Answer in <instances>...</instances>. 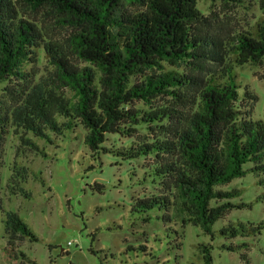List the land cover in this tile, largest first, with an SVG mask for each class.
<instances>
[{"label":"trees","instance_id":"1","mask_svg":"<svg viewBox=\"0 0 264 264\" xmlns=\"http://www.w3.org/2000/svg\"><path fill=\"white\" fill-rule=\"evenodd\" d=\"M201 1L212 3L208 14ZM250 5L260 20L228 31L224 19ZM47 12L70 31L63 42L32 16ZM38 51L54 71L35 81L25 65ZM263 60L264 0H0V141L14 134L39 151L29 133L44 139L82 127L89 148L107 153L115 149L105 143L118 134L128 145L116 153L143 158V167L147 159L157 177L136 205L164 211L166 220L177 211L183 225L212 235L231 210L252 206L229 201L240 189L221 187L264 171V122L252 119L258 96L237 71ZM4 156L0 142V186ZM15 171L3 189L29 198L27 168ZM4 230L9 257H24L21 242L38 240L16 211L6 212ZM220 233L239 232L226 225ZM201 250L212 264V245Z\"/></svg>","mask_w":264,"mask_h":264},{"label":"rangeland","instance_id":"2","mask_svg":"<svg viewBox=\"0 0 264 264\" xmlns=\"http://www.w3.org/2000/svg\"><path fill=\"white\" fill-rule=\"evenodd\" d=\"M199 7L208 14L212 3L201 1ZM220 8L217 5V11ZM54 15L32 16L49 38L63 42L70 31L59 26ZM230 16L224 21L232 32L249 29L262 17L255 5L241 7ZM25 69L35 81L54 71L44 51H38ZM237 71L242 84L258 96L252 119L264 122V60L261 65L238 67ZM48 135L43 139L28 134L39 151L21 145L14 134L0 141L5 151L1 185L10 175L15 176L16 168L25 166L22 186L30 193L26 198L0 186V264H205L201 245L209 244L212 264H264V171H249L221 187L240 189L241 195L229 201L252 206L231 210L214 224L211 235L192 224L183 225L177 211L166 220L164 211L136 205L139 198L154 191L158 181L146 167L150 164L147 159L143 167V158L124 160L116 153L128 145L127 139L112 134L105 145L112 143L114 153H95L85 142L82 127ZM251 166L248 163L245 168ZM9 210L16 211L38 237L20 243L24 257L7 254L4 219ZM226 225L236 228L238 235H222L220 230ZM176 243L181 244L179 250ZM230 245L237 249H227Z\"/></svg>","mask_w":264,"mask_h":264}]
</instances>
